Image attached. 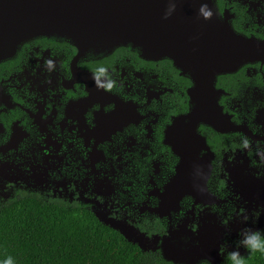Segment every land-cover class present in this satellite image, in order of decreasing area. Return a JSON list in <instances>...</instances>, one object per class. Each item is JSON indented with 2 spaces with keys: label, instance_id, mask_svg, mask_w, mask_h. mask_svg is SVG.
<instances>
[{
  "label": "flooded vegetation",
  "instance_id": "obj_1",
  "mask_svg": "<svg viewBox=\"0 0 264 264\" xmlns=\"http://www.w3.org/2000/svg\"><path fill=\"white\" fill-rule=\"evenodd\" d=\"M213 2L235 32L264 39V0ZM96 66L107 69L101 80L111 91L97 87ZM193 86L174 59L132 46L22 42L0 61V209L26 196L80 208L143 251L183 261L175 264H225L237 250L246 257L243 232L264 231V61L217 76L233 128L198 127L208 145L198 156L211 164L207 193L170 203L181 156L168 133L193 107Z\"/></svg>",
  "mask_w": 264,
  "mask_h": 264
},
{
  "label": "water",
  "instance_id": "obj_2",
  "mask_svg": "<svg viewBox=\"0 0 264 264\" xmlns=\"http://www.w3.org/2000/svg\"><path fill=\"white\" fill-rule=\"evenodd\" d=\"M170 3L176 8L165 18ZM202 4L213 10L211 19L199 16ZM37 36L66 38L81 51L132 46L149 59L170 57L188 72L194 82L189 92L193 107L168 133L181 156L171 188L175 197L170 194L168 202L185 194L204 198L211 164L198 156L208 148L198 127L206 124L222 132L233 128L219 104L222 91L216 88L217 76L245 63L263 62L264 39L235 32L219 17L213 0H0V61ZM177 256L186 254L182 251ZM165 258L183 262L169 255Z\"/></svg>",
  "mask_w": 264,
  "mask_h": 264
},
{
  "label": "trees",
  "instance_id": "obj_3",
  "mask_svg": "<svg viewBox=\"0 0 264 264\" xmlns=\"http://www.w3.org/2000/svg\"><path fill=\"white\" fill-rule=\"evenodd\" d=\"M2 254L13 256L16 264H175L160 252L143 251L93 213L37 196L0 209ZM243 258L264 264L259 253Z\"/></svg>",
  "mask_w": 264,
  "mask_h": 264
},
{
  "label": "clouds",
  "instance_id": "obj_4",
  "mask_svg": "<svg viewBox=\"0 0 264 264\" xmlns=\"http://www.w3.org/2000/svg\"><path fill=\"white\" fill-rule=\"evenodd\" d=\"M175 3H170L167 12L165 13V18L170 16L175 10ZM213 10L209 8L208 4H202L199 8V16L203 17L205 20H209L213 17ZM49 69H52V64L49 62ZM107 69L104 66H96L94 68L93 80L96 83L98 88H103L107 91L113 89V82L108 80L107 82H102L101 78L105 77ZM247 217H245V220ZM243 239L239 242L246 250L251 254L255 255L259 253L261 256H264V231L256 230L252 231L248 229L243 232ZM226 259L229 261V264H247V261L241 256V253L237 251H231L228 253ZM0 264H16L13 256L2 254L0 255Z\"/></svg>",
  "mask_w": 264,
  "mask_h": 264
}]
</instances>
